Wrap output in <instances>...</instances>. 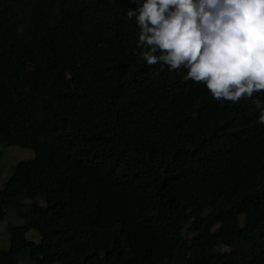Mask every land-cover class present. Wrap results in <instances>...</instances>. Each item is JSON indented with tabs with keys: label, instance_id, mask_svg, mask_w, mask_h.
<instances>
[{
	"label": "trees",
	"instance_id": "trees-1",
	"mask_svg": "<svg viewBox=\"0 0 264 264\" xmlns=\"http://www.w3.org/2000/svg\"><path fill=\"white\" fill-rule=\"evenodd\" d=\"M137 7L0 0V264H264L259 111L135 55Z\"/></svg>",
	"mask_w": 264,
	"mask_h": 264
},
{
	"label": "clouds",
	"instance_id": "clouds-1",
	"mask_svg": "<svg viewBox=\"0 0 264 264\" xmlns=\"http://www.w3.org/2000/svg\"><path fill=\"white\" fill-rule=\"evenodd\" d=\"M134 52L148 66L186 69L217 101L252 100L264 123V0H133Z\"/></svg>",
	"mask_w": 264,
	"mask_h": 264
},
{
	"label": "rangeland",
	"instance_id": "rangeland-1",
	"mask_svg": "<svg viewBox=\"0 0 264 264\" xmlns=\"http://www.w3.org/2000/svg\"><path fill=\"white\" fill-rule=\"evenodd\" d=\"M6 151V152H5ZM2 156L0 155V174L3 173L6 175L9 171L7 177L11 174L12 168L17 164L21 159H27L33 157L31 150L26 148H19L17 146H11L9 149L5 150ZM4 176V175H3ZM1 181V179H0ZM33 200V199H32ZM34 200L39 204H44V201L41 197H34ZM31 202L30 198L20 199V204ZM17 207L11 206L7 209V213L0 222V251L6 250L9 245V233L7 230V225H20L23 223V219L19 217L17 213ZM26 237L30 240L37 241L39 239L38 232L36 230H30ZM19 254L18 264H33L30 258L27 255V250L21 251ZM59 264V263H56Z\"/></svg>",
	"mask_w": 264,
	"mask_h": 264
}]
</instances>
